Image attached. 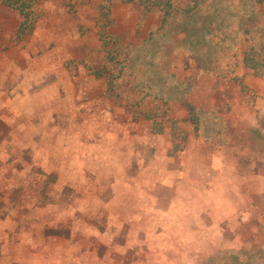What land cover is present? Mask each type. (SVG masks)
<instances>
[{
    "label": "rangeland",
    "instance_id": "1",
    "mask_svg": "<svg viewBox=\"0 0 264 264\" xmlns=\"http://www.w3.org/2000/svg\"><path fill=\"white\" fill-rule=\"evenodd\" d=\"M198 1L0 2V264H264V5Z\"/></svg>",
    "mask_w": 264,
    "mask_h": 264
},
{
    "label": "trees",
    "instance_id": "2",
    "mask_svg": "<svg viewBox=\"0 0 264 264\" xmlns=\"http://www.w3.org/2000/svg\"><path fill=\"white\" fill-rule=\"evenodd\" d=\"M130 1H132V0H130ZM195 1H197L195 3V5L191 8H189L187 11L192 12V11H194V9H196L200 5L198 0H195ZM256 1L259 4L264 5V0H256ZM0 2H3L5 4H7L8 6H11L15 9L19 10L21 15H23L26 20H28L30 17H32L34 4H33V2H31V0H29V1L28 0H0ZM171 13H172L171 10L166 8V10L163 13V22L168 21ZM247 61H248V59H247ZM159 131H161V130H159Z\"/></svg>",
    "mask_w": 264,
    "mask_h": 264
},
{
    "label": "crops",
    "instance_id": "3",
    "mask_svg": "<svg viewBox=\"0 0 264 264\" xmlns=\"http://www.w3.org/2000/svg\"><path fill=\"white\" fill-rule=\"evenodd\" d=\"M15 98H17V97H15ZM15 98L14 99H11L10 102H9V104H8L13 109H14V106L16 105V99Z\"/></svg>",
    "mask_w": 264,
    "mask_h": 264
}]
</instances>
